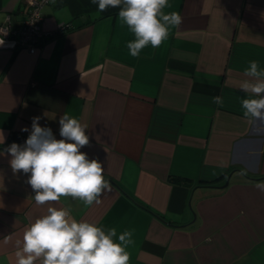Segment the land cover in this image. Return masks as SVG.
<instances>
[{"label": "crops", "instance_id": "obj_1", "mask_svg": "<svg viewBox=\"0 0 264 264\" xmlns=\"http://www.w3.org/2000/svg\"><path fill=\"white\" fill-rule=\"evenodd\" d=\"M169 4L182 23L138 57L119 9L92 0H48L40 25L52 33L34 54L0 36V146L22 145L37 116L60 139L68 113L110 185L91 206L37 205L28 176L0 156V264H16V241L49 207L116 228V242L132 231L129 264H264V123L243 118L251 94L239 88L250 62L264 70V0ZM25 11V0H0V26L22 28Z\"/></svg>", "mask_w": 264, "mask_h": 264}, {"label": "clouds", "instance_id": "obj_2", "mask_svg": "<svg viewBox=\"0 0 264 264\" xmlns=\"http://www.w3.org/2000/svg\"><path fill=\"white\" fill-rule=\"evenodd\" d=\"M92 3L98 6V12L109 7L119 9V20L135 37L126 45L132 57H138L148 45L158 48L169 38L170 29L183 21L179 12H165L171 7L169 0ZM3 43L2 40L0 45ZM244 76L248 79L241 81L239 88L251 95L241 100L243 118L250 123H264V70L252 61ZM213 101L219 104L222 99L213 97ZM40 119L32 118L30 134L22 145L12 143L0 151V156L10 157L14 174L28 176L27 184L35 193L32 198L37 205L57 202L61 197H71L85 206L99 203L102 192L110 190V185L104 179L102 164L81 151L90 143L85 126L65 113L59 118L61 138L57 139L50 128L40 126ZM3 143L4 134L0 132V144ZM256 188L264 192V181L257 182ZM132 236V231H124L116 242V228L105 231L94 223L71 218L69 208L49 207L46 215L25 228L22 240L16 241V264H35L37 260L40 264H129L126 249L134 243Z\"/></svg>", "mask_w": 264, "mask_h": 264}, {"label": "built area", "instance_id": "obj_3", "mask_svg": "<svg viewBox=\"0 0 264 264\" xmlns=\"http://www.w3.org/2000/svg\"><path fill=\"white\" fill-rule=\"evenodd\" d=\"M25 2V14H27V17L23 27L12 29L11 26H9L8 21L5 24H1L0 36L5 39H10L17 47L28 50V52L34 54L41 39L44 36L50 35V33H52L44 32L40 25V8L47 4L48 0H25ZM67 27H69V25L61 26L59 30L65 29Z\"/></svg>", "mask_w": 264, "mask_h": 264}, {"label": "trees", "instance_id": "obj_4", "mask_svg": "<svg viewBox=\"0 0 264 264\" xmlns=\"http://www.w3.org/2000/svg\"><path fill=\"white\" fill-rule=\"evenodd\" d=\"M0 149H5V147L4 146H0Z\"/></svg>", "mask_w": 264, "mask_h": 264}, {"label": "water", "instance_id": "obj_5", "mask_svg": "<svg viewBox=\"0 0 264 264\" xmlns=\"http://www.w3.org/2000/svg\"><path fill=\"white\" fill-rule=\"evenodd\" d=\"M227 182H228V180H227V181H225V184H224V186L227 184Z\"/></svg>", "mask_w": 264, "mask_h": 264}]
</instances>
